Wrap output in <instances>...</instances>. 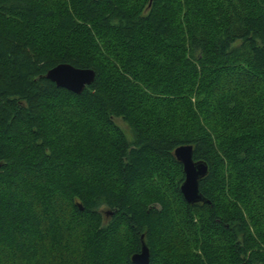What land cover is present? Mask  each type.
Listing matches in <instances>:
<instances>
[{"label": "trees", "instance_id": "trees-1", "mask_svg": "<svg viewBox=\"0 0 264 264\" xmlns=\"http://www.w3.org/2000/svg\"><path fill=\"white\" fill-rule=\"evenodd\" d=\"M141 236L149 264H264V0H0V264H133Z\"/></svg>", "mask_w": 264, "mask_h": 264}, {"label": "water", "instance_id": "water-1", "mask_svg": "<svg viewBox=\"0 0 264 264\" xmlns=\"http://www.w3.org/2000/svg\"><path fill=\"white\" fill-rule=\"evenodd\" d=\"M45 78L54 83L56 87L65 89L73 94H80L85 87L92 84L95 78L93 70L88 68H76L70 64H58L47 71ZM173 155L182 166L183 181L179 186L180 194L187 204L208 203L199 191V180L207 174V164L202 161H194L192 147L190 145L178 146ZM133 264H149L150 255L147 246L140 238L139 252L131 256Z\"/></svg>", "mask_w": 264, "mask_h": 264}, {"label": "rangeland", "instance_id": "rangeland-1", "mask_svg": "<svg viewBox=\"0 0 264 264\" xmlns=\"http://www.w3.org/2000/svg\"><path fill=\"white\" fill-rule=\"evenodd\" d=\"M171 242H172V240H171ZM174 243L177 244L176 241H174V242H172V245H174ZM79 244H80L79 241H72V247H74V250L76 251L74 253V258L75 257H77V258L76 259H72L69 264L73 263V260H76L77 263H81L82 264V257H81L82 255H78L77 256V254L83 253V250H82V248H81V246ZM181 249H183V247ZM181 249H179V250H181ZM78 257H81V258H78Z\"/></svg>", "mask_w": 264, "mask_h": 264}]
</instances>
